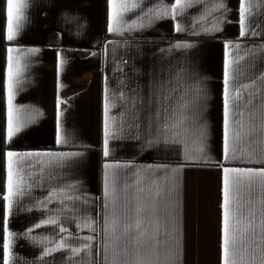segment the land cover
I'll list each match as a JSON object with an SVG mask.
<instances>
[{
	"label": "crops",
	"instance_id": "crops-1",
	"mask_svg": "<svg viewBox=\"0 0 264 264\" xmlns=\"http://www.w3.org/2000/svg\"><path fill=\"white\" fill-rule=\"evenodd\" d=\"M15 2L25 7L20 9L22 19L17 38L8 42L4 38L7 0H0V227H4L5 217L2 194L6 185L4 154L7 151L80 152L83 156L71 169L54 170L53 178H46L41 186L31 188L22 206H14L7 217V231L0 232V247L7 233L13 234L11 264H87L89 261L105 264L103 255L96 253V244L104 237L106 171L116 175L119 187L130 186L119 193L120 199L114 205L119 224L132 222L137 206L144 209L146 236L141 243L146 260L157 258L148 245L158 220L159 238L165 242L158 250L161 261L178 253L179 264H222L223 168L260 170L264 166V143L251 147L247 146V141L237 143L236 158L224 159L225 62L244 57L239 61L244 70L241 79L249 84L252 79L256 80L257 97L253 104L259 105V96L264 93V81L259 79L264 75V50L257 49L252 56L247 50L264 46V0H223L224 9L211 12L206 23L201 17L213 9L215 0H196L191 7L183 9L182 14L177 10L175 18H153L151 23L145 19L143 27L129 31L124 25L120 33L107 30L111 11L109 0ZM155 3L156 0H143V7ZM242 3L249 9L248 32L255 31L258 35L240 36ZM174 4L175 0H164L169 8ZM140 11L137 8L135 12L124 13L125 20L130 23ZM213 22L216 30L205 32ZM177 24L184 31H177ZM178 43L193 47H174ZM228 43H238L241 48L226 49ZM9 46L18 49L12 53L14 68L17 64L20 68L13 103L21 110L18 115L25 125L10 142L6 135V49ZM29 49H39V52L31 54ZM236 67L234 64L233 69ZM178 72L185 75L179 82L176 80ZM162 82H169V88L179 83L180 90L189 96L195 94L197 87L204 89L199 113L206 131L202 162L185 161L186 154L201 155L195 151L198 141L193 133L176 137L173 142L157 132L153 111ZM106 90L109 103L113 105L108 115L114 118L108 157L103 155ZM121 91L125 97L135 95L141 99L143 106L136 128H129L126 123L121 128V116L126 119V108L118 98ZM58 112L62 113L59 121L63 134L69 140L63 145L56 143ZM262 118L264 113L257 107L254 123L259 125ZM244 120L247 125V111ZM241 148L252 153L251 159L241 156ZM106 163L122 167L106 170ZM125 165L127 167H123ZM181 167L178 173L164 171ZM24 171L27 174L35 170L26 165ZM70 183L77 185L72 194L81 199L73 201L57 195L46 205L38 203L45 200L50 190ZM157 190L161 196L154 198ZM240 194V211L245 218L251 214L253 223L249 226L245 219L239 225L243 246L238 245L237 259L242 255L245 264H262L264 202L260 186L258 183L254 186L251 202L246 187H241ZM232 207L235 212V189ZM49 218L59 223H43ZM85 221H95V233L84 226ZM60 226L66 231L60 232ZM246 227L248 230L244 232ZM121 234L122 228H118L116 235ZM89 236L96 237L89 252L73 256L64 249L44 254V250L53 248L52 242L61 237L72 247H80ZM115 248L110 243V249L114 251ZM112 258L110 251L109 260ZM0 264H3L2 253Z\"/></svg>",
	"mask_w": 264,
	"mask_h": 264
},
{
	"label": "snow or ice",
	"instance_id": "snow-or-ice-1",
	"mask_svg": "<svg viewBox=\"0 0 264 264\" xmlns=\"http://www.w3.org/2000/svg\"><path fill=\"white\" fill-rule=\"evenodd\" d=\"M196 0H175V4L169 8L164 5V0H156L155 5L147 8L143 7V0H109L111 8L108 32L120 33L123 30L124 25H127L129 31L136 27H143V21L145 19L151 23L153 18H163L170 16L175 18L178 14L177 10H180L182 14L183 9L191 7ZM25 7L23 3H16L15 0H7L6 4V28L5 39L8 42L15 41L18 35L20 21L22 16L20 9ZM225 5L223 0H215V6L211 11L205 12L201 17V21L207 22V18L211 15V12L220 11L224 9ZM137 8L141 11L136 13V19L130 23L125 20L124 13L132 11L135 12ZM248 6L241 5L240 17H241V31L240 36L245 35H258L259 33L253 31L248 32L247 13ZM222 14V13H221ZM177 31H184L182 26L177 24ZM216 23L213 22L211 27L205 28V32L215 31ZM176 48H192V44L178 43L174 45ZM226 49H240V44L228 43L225 45ZM257 49L264 50V46H257L256 49H248L247 54L249 56L254 55ZM7 56V72H6V92H7V140L10 142L12 138L21 131L25 125L21 123L18 113L21 111L17 108L13 101L15 98L16 85L18 83L16 77L19 75L20 68L17 64L14 68V57L12 53L17 52L18 49L9 46L6 49ZM29 53L35 54L39 52V49H29ZM244 57L240 56L236 60H226L224 69V159L228 161L236 158L237 143L244 144L247 141V146L251 147L257 143H264V118L261 119L259 125L254 123L255 113L257 107L264 113V93L259 96V105H254L253 100L256 99L257 93L255 91L256 80L252 79V82L243 83L242 77H244V70L240 66L239 61ZM61 65L64 61L61 59ZM237 65L233 69V65ZM185 79V75L182 72L176 74V80L179 82ZM259 79L264 81V75ZM169 82H162L159 85L158 95L156 96V108L153 111V122L157 123V132L165 139L173 140L175 142L176 137H181L187 133H193L197 138V146L195 151L200 153L199 156H185L186 162H202L205 159L204 154V140L206 137V131L203 122L199 118V113L202 110V99L205 96L204 89L197 87L195 94L189 96L186 92L180 90L179 83L175 88H169L167 86ZM191 91V90H190ZM247 95V99H245ZM126 108L125 116H121L123 129L126 123L129 128H136L140 117L138 115L140 108L143 106L141 99L135 95L125 97L121 91L118 97ZM58 101V105H59ZM113 105L109 103V97L107 90L105 93V109H104V140H103V155L108 157L109 152V139L113 136L112 133V121L114 118H110L108 113ZM243 108V111L241 110ZM249 109H251L249 111ZM245 111L248 112L249 123L246 125L244 116ZM62 113L58 112L57 115V144H67L69 140L63 134L60 126L59 117ZM239 117V119H237ZM28 122H31L30 120ZM236 128L233 131V128ZM257 130H259L260 136L257 137ZM150 143L154 141H149ZM241 156L246 159H251L252 153L246 151L244 148L239 149ZM229 153L232 155L230 156ZM6 156V185L5 192L2 194V200L5 202V217L4 227H0V232L7 231V217L12 213L14 206H22L23 198L29 194L30 190L34 186H41V182L46 178L51 179L55 175L56 169H71L80 163L83 153H64V152H25L18 153L14 151H7ZM27 165L28 168L34 169V172L25 173L24 169ZM122 167L120 165H112L106 163L104 168L106 170ZM123 167H127L126 165ZM165 172L173 171L180 172L181 168L176 169H164ZM104 199H105V218L102 225V231L104 234L103 240L96 244V253L102 254L105 264H179V254L169 255L167 259L161 261L159 259L158 250L164 245L165 242L161 241L159 221H156V231L153 236L150 237V244L148 247L156 254L155 260H146L142 254L144 244L141 241L146 236V231L143 228L144 223V209L140 206L136 207V216L130 223H125L122 226L116 219V211L114 208L115 203L120 199L119 193L127 191L130 187L125 184L123 187L118 186L117 177L115 174L108 171L105 172L104 177ZM167 182V180H165ZM137 180V185L139 184ZM259 184L262 195V202H264V166L260 170L253 169H237V168H223V227H222V264H245L241 255L240 259H237V253L240 247L243 246V233L239 232V225L243 224L247 219L248 225L253 223V217L251 214L249 217H243V213L240 211L239 204L242 196L240 189L242 186L246 187L250 193L249 202H251V192L256 184ZM77 189L76 184H68L64 187L52 189L49 195L44 201L38 203L46 205L51 202L57 195H63L67 200L81 199L78 195H73ZM235 189V201L237 209L233 211V198ZM143 191V189H140ZM161 192L157 190L154 194V198H159ZM63 203V201H61ZM45 224L57 225L59 222L54 218L45 220ZM95 221H85L84 226L90 228L94 233L96 232ZM39 226V225H37ZM79 227V225H78ZM122 228V234L116 235L117 229ZM262 228V240H264V220L261 221ZM60 232H65L66 229L60 226ZM247 227L244 229L246 232ZM239 233V234H238ZM13 234L7 233L4 237L2 247H0V253H2L3 264H11V239ZM114 237V239H113ZM95 236H89L84 238V243L80 247H72L66 238L61 237L59 241H53V248H46L44 250L45 255H51L53 251H61L67 249L73 256H79L83 252L91 251L93 247V241ZM124 241L123 243L121 241ZM110 243L116 246L113 251L110 249ZM112 251L113 258L109 260V253ZM91 264V262H87ZM264 264V260H262Z\"/></svg>",
	"mask_w": 264,
	"mask_h": 264
}]
</instances>
